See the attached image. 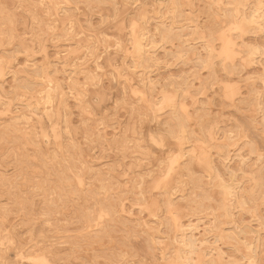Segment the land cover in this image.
I'll return each instance as SVG.
<instances>
[{
  "label": "rangeland",
  "instance_id": "1",
  "mask_svg": "<svg viewBox=\"0 0 264 264\" xmlns=\"http://www.w3.org/2000/svg\"><path fill=\"white\" fill-rule=\"evenodd\" d=\"M135 2L0 0L5 8L0 15V30L7 37L4 46L0 47V61L5 69H10L5 72L4 81L0 80V111L7 113L0 116V226L12 234L14 240L16 236L43 235L51 241V257L62 264H85L101 254L110 258L119 252V247L112 245L103 233L88 231L110 205V201L101 200L93 193L102 182L130 183L126 179L121 181L124 173L118 176L114 170L123 168L128 172L135 165L129 173L133 181L137 177H148L147 184L152 177L156 178L153 189L145 187V193L152 192L151 197L145 194L143 199L154 202L171 220V229L167 223L161 229L170 233L169 256L186 261L193 257V264L202 261H206L202 264H264V190L255 182L260 178L258 158L251 164H242L246 158L241 146L224 145L223 151L213 153L214 166L211 168L189 160L185 168L193 179L185 184L184 178H179L176 183L181 184L180 192L165 194L159 187L164 183L163 177L159 176L160 163H141L125 142L116 138L114 131V127H127L132 119L131 111L123 106L126 90L129 97L133 91L143 94L138 73L132 79V86L119 79L120 69L135 67L132 58H126V52L130 50L127 45L132 38V25L140 15L146 16L141 25L144 34L150 36L153 43L161 45L154 52L158 58L175 54L183 47L191 62H179L171 69L157 68L151 79L158 81L190 74L184 81L189 103L199 96V90L204 91L192 113L194 116L199 113L200 120L193 126L214 127L215 135L221 140L236 130L237 122L243 126L241 117L252 101L256 102L257 108L259 106L264 58L253 55L248 49L264 46V34L256 29L249 30L241 38L243 42L237 41L235 51L228 48L223 54L224 59L216 61L211 70L197 69L195 61L200 58L205 45L194 32L222 33L231 28V10L212 8L210 0H140V6L132 7ZM85 3L91 7H84ZM173 4H191L192 7L177 10ZM170 32H183L191 39L185 42L171 37ZM89 37L93 47L96 40L101 42L99 55L81 66V71L96 73L100 65L103 75L98 79L91 75L86 77L74 67L89 55L81 50L89 46ZM168 39L172 42H167ZM104 40L109 41L107 47ZM117 43L122 46V51L117 50ZM222 49H225V43L216 49L217 53ZM113 76L117 78L113 79ZM48 81L59 89L51 91L48 100L46 97L41 99L39 90ZM61 89L65 93L70 89L74 96L58 94ZM234 96L237 97L235 104L230 99ZM44 100L52 104L48 111L39 108ZM169 167L174 165L170 163ZM211 169L216 174L212 182L208 180ZM72 170L77 172L76 176ZM233 176L238 177L244 195L235 202H226L222 185L214 183L217 177L225 180ZM249 177H255V181L249 182ZM164 186L168 188L167 184ZM124 195L126 202L122 206L132 212L128 219L134 221L140 214V208L133 207L136 197L140 196L139 186L135 192ZM143 219L146 224L157 223L155 213L152 216L145 213ZM188 224L198 225L196 234L199 233L201 240L192 256L186 253L187 247L182 240L184 235H189ZM123 225L121 221L113 227L122 229ZM153 238L159 240L160 233L153 234L148 229L133 231L125 250L138 259H149L153 254ZM8 256L14 258L15 253L10 252ZM41 258L40 254L34 255V259Z\"/></svg>",
  "mask_w": 264,
  "mask_h": 264
},
{
  "label": "clouds",
  "instance_id": "2",
  "mask_svg": "<svg viewBox=\"0 0 264 264\" xmlns=\"http://www.w3.org/2000/svg\"><path fill=\"white\" fill-rule=\"evenodd\" d=\"M83 6L91 7L87 3ZM137 6H140V0H136L135 4L132 5V7ZM209 6L215 9L231 10L232 26L222 33L202 34L198 30L194 32L195 35L200 36L205 45L200 58L195 61L197 69L208 68L211 70L216 61L223 60L222 50L218 54L216 49L227 40L231 41L230 46L235 51L237 41L241 40L249 30L256 29L260 34H264V0H255L254 3H250L249 0H228L227 3H225V0H210ZM77 7H80V5H77ZM163 7L164 5H161V8ZM173 7L181 10L192 7V5L173 4ZM4 11V6L0 4V15H3ZM191 16L192 14L189 12V22H191ZM145 20L146 16L140 15L134 21L135 28L132 27V38L127 45L130 50L126 52V58L130 56L135 67L128 68L125 66L119 71V79L129 86L133 77L138 73L140 82L143 85V94L133 91L131 97H129L126 90L123 106L125 110L131 111L132 119L125 128L114 127L116 138L124 141L132 151L133 156L138 157L141 163L146 165L149 161L160 163L159 176L163 177L164 183L159 187L165 194L168 191H172L173 194L180 192L181 184L176 183L179 178L183 177L185 184L193 179L188 169L184 167L189 160L197 161L201 165L211 168L214 160L213 153L223 151L224 145L235 144L241 146L242 155L246 158L242 160V164H251L252 160L258 158V164L260 165L259 181H255V177H249L248 179L249 182H258L261 189L264 190V77H261L262 87L258 108L256 102L252 101L246 114L241 117L244 121L243 126H240L237 122L236 130L221 140L215 135L214 127L207 129L204 126L199 128L193 126L194 122L199 123L200 120L199 113L195 116L192 113L197 106V100L204 96V91L199 90V96L193 97L189 103V92L185 91L184 81L186 75L190 74L158 81L151 79L153 71L157 68L171 69L179 62H191L188 59V52L183 47L178 49L175 54L158 58L154 54V50L161 45L152 43L149 37L144 34L141 25ZM169 35L185 42L191 39V37L184 36L183 32H170ZM6 39V34L0 30V47L4 46ZM88 39L89 46L81 50L88 52L89 55H86L85 60L80 61L74 67L86 77L91 75L98 79L103 75L99 67L96 73L88 74L81 71V66L99 55L101 42L96 40V46L93 47L92 38L89 37ZM167 42L172 41L168 39ZM108 43L107 40L103 41L105 47ZM161 43L163 44L164 41ZM116 48L120 51L123 50L119 43L116 44ZM257 48H264V46ZM248 51L253 54V48H249ZM255 54H259L261 58H264V54L261 52ZM192 55L196 54L192 53ZM2 65L3 61H0V80L4 79L7 71ZM227 70L225 67V71ZM73 75L75 76V73ZM116 78V76H113V79ZM230 99L233 104L237 101L235 96ZM6 115L5 111H0V116ZM89 115H91L90 111ZM154 139L155 143L153 142ZM165 156H167V159H165ZM170 163L174 167H169ZM133 168H135V165L129 168L128 172H124L123 168L114 170L118 176L123 172L124 176L121 177V181L126 179L130 183L102 182L94 193L99 199L110 201V205L102 211L100 220L95 221L88 231H94L98 234L103 233L112 245L119 247V252L110 258H105L101 254L96 259L86 261L85 264H192L190 260H181L167 254L171 247L170 233L166 234L161 229L164 228L165 223L171 229V220L158 209L154 202L143 199L145 194L151 197L152 192L145 193V187L153 189V182L156 178L152 177L147 184L145 181L148 180V177H137L133 181L129 175ZM72 174L76 176L77 172L74 171ZM215 175V171L212 170L208 180L212 182ZM215 183L222 185L226 202H235L244 195L242 184L236 176L225 180H220L217 177ZM164 184H167L168 188H165ZM137 186H139L140 196L136 197L133 207H139L140 214L134 218V221H129L128 218L132 217V212L127 211L122 206L126 202L124 194L129 191L135 192ZM262 195H264V191H262ZM145 213L149 216L155 213L157 223L146 224L143 219ZM160 217H163V219H160ZM121 221L124 222L122 229L113 227ZM157 224L159 227H157ZM108 229H111V231H108ZM143 229H148L153 234L160 233L159 240H152L154 248L149 259H138L125 250L131 233ZM50 244L51 241L43 235L40 237L30 234L16 236L14 240L12 234L3 231V226H0V264H62L59 259L51 257ZM10 252L15 253L14 258L8 256ZM37 254H40L42 258L39 260L34 259V255ZM43 256L49 258L44 259Z\"/></svg>",
  "mask_w": 264,
  "mask_h": 264
},
{
  "label": "bare ground",
  "instance_id": "3",
  "mask_svg": "<svg viewBox=\"0 0 264 264\" xmlns=\"http://www.w3.org/2000/svg\"><path fill=\"white\" fill-rule=\"evenodd\" d=\"M254 1V0H253ZM81 2V1H80ZM95 2V1H94ZM40 5V4H39ZM73 5V4H72ZM54 6V5H53ZM29 7V6H28ZM36 7V6H35ZM40 9V8H39ZM33 10V9H32ZM68 10V9H67ZM220 10V9H219ZM61 11V10H60ZM115 12V11H114ZM226 12V11H225ZM229 12V11H228ZM36 13V12H35ZM43 13V12H42ZM41 13V14H42ZM39 14H40V12H39ZM50 14V13H49ZM55 14V13H54ZM58 14V13H57ZM52 15V14H51ZM58 15H60V14H58ZM39 16V15H38ZM46 16V15H45ZM53 16V15H52ZM49 18V17H48ZM43 19V18H42ZM40 20V19H39ZM46 20V19H45ZM48 20V19H47ZM42 21V20H41ZM49 21V20H48ZM2 23V22H1ZM54 24V23H53ZM2 25H3V23H2ZM166 25V24H165ZM41 26H42V24H41ZM160 26V25H159ZM15 27V26H14ZM143 28V27H142ZM15 29V28H14ZM144 29V28H143ZM154 30H156V28L154 29ZM17 31V30H16ZM45 31V30H44ZM43 31V32H44ZM18 33V32H17ZM34 34L36 33L35 31L33 32ZM153 34V33H152ZM16 35V34H15ZM39 35V34H38ZM18 36V35H17ZM19 39V38H18ZM17 39V40H18ZM149 39L152 41V43L154 42V40H152V38L149 36ZM163 40V39H162ZM242 41V40H241ZM243 42V41H242ZM239 44V43H238ZM15 46V45H14ZM70 46V45H69ZM72 46V45H71ZM241 46V45H240ZM185 47V46H184ZM160 48V47H159ZM179 48H180V45H179ZM9 49V48H8ZM83 49V48H82ZM10 51V50H9ZM195 51H196V49H195ZM7 52V51H6ZM85 52V51H84ZM154 52H155V50H154ZM167 53V52H166ZM82 55V54H81ZM200 55V54H199ZM198 55V56H199ZM3 56V55H2ZM5 56V55H4ZM158 56V55H157ZM201 56V55H200ZM79 57V56H78ZM81 58V57H80ZM129 58V57H128ZM198 58V57H197ZM196 58V59H197ZM1 59V58H0ZM4 59V58H3ZM70 59V58H69ZM74 59H77V58H74ZM5 60V59H4ZM6 60H7V58H6ZM5 60V61H6ZM70 60H73V59H70ZM66 61H68V60H66ZM129 62V61H128ZM6 63V62H5ZM12 63H13V60H12ZM52 63V62H51ZM50 63V64H51ZM55 63V62H54ZM133 63V62H132ZM48 64H49V62H48ZM49 64V65H50ZM53 64V63H52ZM66 64V63H65ZM128 63H126V65H127ZM215 64V63H214ZM13 64H11V66H12ZM61 65V64H60ZM14 66H16V65H14ZM44 66H46V65H44ZM87 66H89V65H87ZM95 66V65H94ZM100 65H98L97 67H99ZM133 66H135V65H133ZM52 67H54V66H52ZM7 68V67H6ZM40 68H41V66H40ZM58 68V67H57ZM87 68H89V67H87ZM12 69V68H11ZM13 69H15V68H13ZM81 69H83V68H81ZM7 70H10V69H7ZM56 70H58V69H56ZM11 71H13V70H11ZM60 71V70H59ZM212 71H214V70H212ZM33 74V73H32ZM56 74V73H55ZM50 76V75H49ZM43 78V77H42ZM20 79V78H19ZM59 78H57V80H58ZM7 80V79H6ZM17 80V79H16ZM15 80V81H16ZM34 80V79H33ZM153 80V79H152ZM4 81V80H3ZM69 81V80H68ZM51 81H48V83H45V85H44V87H42V88H40V90H39V93H41L42 95L40 96V98L41 99H43V98H45L46 97V99L48 100L51 96H50V92L51 91H55V89H59L58 88V86L57 85H54V84H51L50 83ZM20 83V82H19ZM25 83V82H24ZM31 83V82H30ZM1 84V83H0ZM21 84V83H20ZM28 84V83H27ZM38 84V83H37ZM36 84V85H37ZM31 85V84H30ZM40 85V84H39ZM25 87H26V85H24ZM132 86V85H131ZM21 87H23V86H21ZM32 87V86H31ZM22 89V88H21ZM135 89V88H134ZM138 89V88H137ZM140 89V88H139ZM24 90V89H23ZM27 90V89H26ZM29 90V89H28ZM17 91V90H16ZM15 91V92H16ZM30 92H31V90H30ZM18 93V92H17ZM58 94H61V95H67V93H69V94H71V95H73L72 93V91H70V89H69V92L67 91V93H65V91L64 92H62V89L59 91V92H57ZM1 95V94H0ZM70 96V95H69ZM74 96V95H73ZM68 97V96H67ZM65 98V97H64ZM71 98L73 99V97L71 96ZM26 99V98H25ZM47 100H44V102H42L41 104H40V106H39V108L41 109V111L43 110V111H48V110H50L51 109V107H52V104L51 103H46V102H48ZM53 102V101H52ZM40 103V102H39ZM31 105V104H30ZM36 105V104H35ZM39 105V104H38ZM72 106V105H71ZM64 107H66V106H64ZM68 107V106H67ZM66 107V108H67ZM70 108V107H69ZM35 110H36V108H35ZM31 111V110H30ZM39 111V110H38ZM61 111V110H60ZM63 112V111H62ZM66 112V111H65ZM68 114V113H67ZM14 117V116H13ZM12 118V117H11ZM18 124V123H17ZM21 124V123H20ZM19 124V125H20ZM34 126V125H33ZM12 128V127H11ZM10 128V129H11ZM21 128V127H20ZM22 129V128H21ZM9 130V129H8ZM13 130V129H12ZM30 130V129H29ZM20 131V130H19ZM34 131V130H33ZM7 133V132H6ZM8 134V133H7ZM7 134H6V136H7ZM29 134V133H28ZM1 135H3V133L1 134ZM4 138V137H3ZM2 138V139H3ZM5 139V138H4ZM11 139V138H10ZM6 140V139H5ZM2 141V140H1ZM7 141V140H6ZM30 142V141H29ZM24 146V145H23ZM59 146H60V144H59ZM56 150V149H55ZM21 153V152H20ZM57 157V156H56ZM42 158V157H41ZM44 158V157H43ZM37 159V158H36ZM38 161V160H37ZM39 162H41V161H39ZM38 162V163H39ZM213 163H214V161H213ZM26 164V163H25ZM40 164V163H39ZM41 165V164H40ZM72 165V164H71ZM70 165V166H71ZM28 166V165H27ZM158 166V165H157ZM212 166H214L213 164H212ZM184 167H186V166H184ZM216 167V166H215ZM212 170V169H211ZM214 170V169H213ZM64 171V170H63ZM72 172H73V170H72ZM217 172V171H216ZM242 173V172H241ZM65 174V173H64ZM69 176V175H68ZM64 177H65V175H64ZM60 178V177H59ZM228 178V177H227ZM84 179V178H83ZM82 179V180H83ZM27 180H29V179H27ZM57 180H59V182H60V179H57ZM62 180H63V178H62ZM65 180H66V178H65ZM33 181V180H32ZM70 181V180H69ZM33 183V182H32ZM68 183V182H67ZM180 183V182H179ZM34 184V183H33ZM32 184V185H33ZM85 184V183H84ZM214 184H216V183H214ZM59 185V184H58ZM61 185H62V183H61ZM73 187V186H72ZM70 189H72V188H70ZM63 190H65V189H63ZM80 190H82V189H80ZM67 191V190H66ZM65 191V192H66ZM84 191H85V189H84ZM220 192V191H219ZM91 194V193H90ZM94 194V193H93ZM220 194V193H219ZM161 195V194H160ZM163 195H165L164 193H163ZM254 195H256V194H254ZM260 195V194H259ZM92 196V195H91ZM199 197H200V195H198ZM200 198H202V197H200ZM98 199V198H97ZM212 199V198H211ZM220 199V198H219ZM218 199V200H219ZM220 201V200H219ZM97 202H100V201H97ZM97 202H95L96 204H98ZM196 202V201H195ZM105 203V202H104ZM161 203V202H160ZM95 204V205H96ZM100 205L101 204H99V207H100ZM163 205V204H162ZM196 205V204H195ZM232 205V204H231ZM102 206V205H101ZM125 206V205H124ZM103 207H105V206H103ZM198 207V206H197ZM196 207V208H197ZM97 208V207H96ZM161 208V207H160ZM200 208V207H199ZM98 209V208H97ZM101 209H102V207H101ZM162 209V208H161ZM96 211V210H95ZM162 211V210H161ZM230 211V210H229ZM228 211V212H229ZM93 213V212H92ZM193 213V212H192ZM208 213H210V212H208ZM230 213V212H229ZM174 215V214H173ZM90 216V215H89ZM157 219V218H156ZM183 219V218H182ZM98 220H100V219H98ZM180 220H181V218H180ZM197 220H199V219H197ZM88 221V220H87ZM97 221V220H96ZM94 223V222H93ZM213 223H214V221H213ZM234 224V223H233ZM181 225V224H180ZM183 225V224H182ZM93 226V225H92ZM184 226V225H183ZM187 227H188V229H189V235H184L183 236V242H184V245H186V247H187V250H186V253H189L190 254V256H192L193 255V252H194V249H196L197 248V245H198V242L199 241H201L200 240V238H199V233H198V235L196 234V232H199L198 230H197V228H198V225L196 224V225H191V224H188L187 225ZM236 227V226H235ZM239 227V226H238ZM243 227V226H242ZM234 228V227H233ZM240 228V227H239ZM211 229H212V227H211ZM222 229V228H221ZM232 229V228H231ZM235 229V228H234ZM233 229V230H234ZM241 229V228H240ZM225 230V229H224ZM203 231H205L204 229H203ZM218 232V231H217ZM234 232V231H233ZM257 232V231H256ZM242 233H244V232H242ZM258 236V235H257ZM255 237V236H254ZM259 237V236H258ZM175 238V237H174ZM153 239H155V238H153ZM239 239V238H238ZM242 239V238H241ZM240 239V240H241ZM220 240V239H219ZM240 240H238V241H240ZM261 240H263V239H261ZM173 242H174V240H173ZM200 243V242H199ZM206 243V242H205ZM234 243V242H233ZM260 243V242H259ZM174 246H175V243H174ZM259 246V245H258ZM254 247V246H253ZM260 247V246H259ZM175 248H176V246H175ZM219 248V247H218ZM255 248V247H254ZM153 249V248H152ZM176 250V249H175ZM264 250V249H263ZM201 251V250H200ZM215 251H216V249H215ZM215 251H213V252H215ZM253 251V250H252ZM255 251V250H254ZM261 251V250H260ZM202 252V251H201ZM257 252V251H256ZM259 252V251H258ZM207 253V252H206ZM251 253V252H250ZM261 253V252H260ZM185 254V253H184ZM211 255H212V253H211ZM214 255V254H213ZM251 255V254H250ZM257 255H258V253H257ZM252 256V255H251ZM203 257H204V255H203ZM206 257V256H205ZM212 257V256H211ZM211 257H210V259H211ZM214 257H216V256H214ZM259 257V256H258ZM251 258L252 257H249L248 258V260H251ZM254 258H256V257H254ZM181 259V258H180ZM192 259H193V257L192 258H190L189 260L192 262ZM237 260V259H236ZM257 260V259H256ZM247 261V260H246ZM264 261V260H263ZM195 262V261H194ZM201 262V261H200ZM206 262V261H205ZM205 262H203L202 261V263H205ZM199 263V262H198ZM201 263V264H202ZM261 263V262H260ZM193 264V263H192ZM196 264V263H195ZM257 264V263H256ZM262 264V263H261Z\"/></svg>",
  "mask_w": 264,
  "mask_h": 264
},
{
  "label": "snow or ice",
  "instance_id": "4",
  "mask_svg": "<svg viewBox=\"0 0 264 264\" xmlns=\"http://www.w3.org/2000/svg\"><path fill=\"white\" fill-rule=\"evenodd\" d=\"M132 27L135 28V23H133ZM237 30H239V29H237ZM230 45H231V41H230V40H227V41L225 42V49H222V54H224V52H225L228 48L231 47ZM256 52H261L262 54H264V48H257V47H254V48H253V54H255ZM153 142H154V143L156 142L155 139H154Z\"/></svg>",
  "mask_w": 264,
  "mask_h": 264
}]
</instances>
